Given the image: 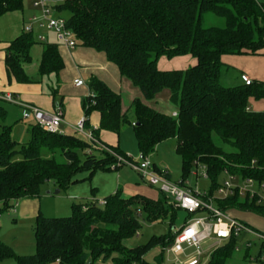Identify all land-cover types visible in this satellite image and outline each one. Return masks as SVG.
I'll return each mask as SVG.
<instances>
[{
    "label": "trees",
    "instance_id": "obj_1",
    "mask_svg": "<svg viewBox=\"0 0 264 264\" xmlns=\"http://www.w3.org/2000/svg\"><path fill=\"white\" fill-rule=\"evenodd\" d=\"M24 1L0 0V17L22 9ZM57 8L70 13L66 19L78 46L103 52L123 77L139 87L145 100L169 89L170 99L178 108L176 116L168 115L135 98L129 111L123 112L121 93L93 76L89 94L83 98L86 128L94 111L100 113L96 136L100 130L120 134L123 127L131 125L138 147L146 155L155 151L159 143L174 138L182 159L181 183L199 163L207 168L212 182L209 195L215 194L222 176L225 179L228 174L264 180V111L250 107L251 99L264 100V82L247 85L242 81L235 86L221 83L226 67L223 55L259 54L264 50V2L67 0ZM208 13L223 18L225 24L205 25L204 15ZM32 33L24 32L6 48L9 81L13 77L18 82L32 81L23 68V63L31 60L30 51L36 42ZM185 55H191L195 63L185 69L159 68L161 58ZM64 67L57 45L46 44L40 74H59ZM52 95L61 106L57 88ZM7 113L0 104V120L5 121ZM11 128L3 124L0 129V215L12 208L14 201L39 198L47 183L64 190L92 178L98 170L120 168H113L116 160L108 152H87L91 144L79 137L82 134L78 131L77 135L52 133L34 120L29 127L30 140L22 145L12 136ZM113 148L126 154L119 146ZM17 154L22 158L15 159ZM84 171L89 175L80 178L78 174ZM159 192L162 196L157 200L117 191L105 197L104 205L96 200L74 202L67 216L51 217L39 212L34 225L35 252L19 255L0 237V261L88 264L91 259L89 264H93L112 258L114 264H150L144 256L157 245L165 250L174 241V234L153 235L147 243L135 247L128 246L127 241L139 232L141 216L151 222L169 217L173 224L179 208L168 205V196ZM216 206L226 213L234 209L264 217V204L238 193L217 198ZM236 241L237 236H233L219 246L207 264H227L234 257ZM162 258L154 264H163Z\"/></svg>",
    "mask_w": 264,
    "mask_h": 264
},
{
    "label": "crops",
    "instance_id": "obj_2",
    "mask_svg": "<svg viewBox=\"0 0 264 264\" xmlns=\"http://www.w3.org/2000/svg\"><path fill=\"white\" fill-rule=\"evenodd\" d=\"M261 2H264V0ZM34 14H39V9L34 7L32 0H25L22 9L8 12L0 17V94L12 93L21 102L39 106L47 111H54L58 105L55 103L52 90L57 88L60 94L59 100L61 102V107L64 109L65 113L64 121L61 125V133L64 134H79L76 130V125L85 115L83 110V98L89 94L90 90L88 84L93 76L103 80L113 90L121 93L123 112L129 111L135 98L143 99L145 103L154 109L168 115H172L178 111L177 106L173 104L170 99L171 91L169 89H164L152 100H145L139 87L135 86L127 77H123L117 66L110 62L103 52L80 45L75 49H70L58 42L56 34L53 31L38 26L34 27L32 33L36 42L30 51L31 60L23 63L25 73L32 81L18 82L14 77L9 81L5 62L6 48L14 39L25 32V22ZM42 36L45 37L44 41L41 40ZM46 44H56L65 62V67L59 74L52 73L49 75H41L39 72ZM222 59L226 65V74L238 68V80L240 83H243L241 79L243 73L249 75L253 81L264 82V50L259 54H225ZM194 63L195 59L191 55H185L173 59L163 57L160 59L158 65L161 69H185ZM76 78H82L86 85L80 87L75 86L74 80ZM250 102L251 110L264 111V100L251 99ZM0 104L3 106L7 104L10 106L9 108L18 109L21 111L22 117V107L20 104L11 103L4 99H0ZM99 124L100 113L94 111L88 118L87 129L91 128L96 130L99 128ZM120 135L121 132L117 134L109 130H100L98 133V137L102 142L112 147L119 146L122 151H125L121 144ZM168 140L176 141L174 138ZM162 143H164V141L159 143L156 148ZM154 164L160 170L166 169L163 160L158 163L154 162ZM123 170L122 166L116 170H99L88 183L79 184L78 182V184L75 183L69 186L66 190L67 193L63 196L57 197V195H62L63 191L61 189L60 192L56 194L48 187L39 198L20 199L15 211L12 210V208L9 209L12 214L10 216L8 215V218L2 217L4 212L0 215L1 239L21 255L33 254L35 252V241H32V248L29 246L27 250L22 249V246L26 243L29 244L30 240L16 239L15 231H18L17 233L20 236V225H25L27 228L22 227L23 231H26L28 235L32 230L34 233V225L39 212L47 216L69 214V212L71 213V206L74 202L85 204L91 200L99 201L100 199L98 198L104 197L103 199H105V197L115 194L117 191H121L125 196L144 194L154 200L160 197L159 189L150 186L142 177L134 179V176L130 173L128 176L124 175ZM169 177L171 178V175H169ZM47 189L51 191L50 194L47 193ZM228 212L232 216L245 222V224L254 230L264 233V217L258 216L262 219L255 224L257 228L253 225L255 221H250L252 218L251 216L256 215L253 214V212L234 209ZM7 222L17 227L13 230L14 241H11L10 237H8L6 233H3V228L6 226ZM0 264L17 263L12 259H5L0 261ZM51 264L59 263L53 262Z\"/></svg>",
    "mask_w": 264,
    "mask_h": 264
},
{
    "label": "built area",
    "instance_id": "obj_3",
    "mask_svg": "<svg viewBox=\"0 0 264 264\" xmlns=\"http://www.w3.org/2000/svg\"><path fill=\"white\" fill-rule=\"evenodd\" d=\"M58 4L67 0H55ZM34 7L38 8L39 14L31 15L25 22V32H32L35 26L51 30L56 34L58 42L70 49L78 46V41L74 31L68 27L66 18L53 16L54 7L51 0H32ZM44 41L45 37L42 36ZM242 81L249 85L253 82L249 75L243 73ZM75 86H83L84 80L76 78ZM0 99L11 103H18L22 107V117L24 119H34L45 130L57 133L61 132V125L64 121V109L61 106L54 111H47L39 106L19 101L14 94H0ZM177 115V112L173 113ZM86 116L84 115L77 123L76 130L85 136L91 144L87 152L94 150L100 151L102 142L97 138L94 129H87L85 126ZM108 149L107 146H105ZM129 164L137 170L143 180L151 186H155L161 192L165 193L168 198L176 205L177 208L186 210L192 216L184 224L175 230L174 241L168 248L170 252L177 256L186 252L189 248H194L196 255L188 258L183 264H207L211 254L221 245L228 242L233 236H240L242 232L247 231L261 240L258 259L252 260L264 263V233L258 232L239 219L216 206L217 198H226L238 193L240 196L255 200L259 204H264V180H258L253 177L240 178L237 175L228 174L223 180L214 195H209L208 191L202 192L200 189H193L186 180L184 183L173 181L168 172L160 170L149 159L148 154L141 153L136 159L129 154L119 157L113 168ZM194 175L209 178L207 168L201 164L196 165ZM16 201H14L12 210H16ZM104 205L105 200L98 201ZM209 243L208 249H203L204 245ZM252 246L251 243L248 247ZM167 249V250H168ZM239 250V247H237ZM138 264V263H133Z\"/></svg>",
    "mask_w": 264,
    "mask_h": 264
},
{
    "label": "rangeland",
    "instance_id": "obj_4",
    "mask_svg": "<svg viewBox=\"0 0 264 264\" xmlns=\"http://www.w3.org/2000/svg\"><path fill=\"white\" fill-rule=\"evenodd\" d=\"M260 1H262V0H260ZM58 3L55 0H51L52 6H55ZM52 15L53 16H60L63 18H68L70 13L66 10H60L57 7H54ZM204 23L207 26H212V25L223 26L225 24V20L221 17H218V16H215L213 14L208 13V14L204 15ZM237 69L235 68L234 70H231L227 74L225 73V69H224L222 76H221V83L225 86L238 85L240 82L238 80L239 70H237ZM4 106L8 111V115H7V118L5 119V121L0 120V129L2 128L3 124L11 125L12 126V128H11L12 136L16 140H18L20 142V144H22V145L26 144L30 140L29 127H30L31 123H34V120L33 119H23L21 117V111H19L18 109L9 108L10 106L7 104ZM129 115H130V118L132 120H134L133 119V117H134L133 113L130 112ZM78 136L85 139V137L83 135L79 134ZM97 138L99 139L98 136H97ZM120 138H121L122 147L125 150L124 153L129 154L134 159H136V157H138L142 153L138 147V143H137V139H136V136L134 133V129L131 125H126L125 127H123V129L121 131ZM100 142H102V141L100 140ZM105 146H107L108 149H106ZM100 148H102V149H100V151L108 152L110 155H112L115 158L116 162L119 159V157L124 155V154L118 152L117 150H115L112 146H110L104 142H102ZM148 156H149V159L153 163L154 162L158 163L161 160H163L164 165L166 167V169H164V170L170 173L171 179L173 181H176V182L182 181V175H183L182 174V159H181V156L176 152V141H174V140L164 141V143L159 145L156 148V150L153 151L152 153L148 154ZM21 158H22V156L20 154H17L15 156V159H21ZM122 167L124 169L123 170L124 175L128 176L130 173L132 176H134V179H136V178L138 179L139 177L141 178L140 173L137 170L133 169V167L130 166L129 164H125ZM192 171H196V167H194L192 169ZM88 175H89L88 171H84V172L78 174V176L80 178H85ZM223 177L224 176H222L220 183L223 182V179H224ZM89 180H92V179L90 178V179H86L85 181H80L79 184L88 183ZM187 181L189 182V185L193 189L198 188L202 192L210 191V189L212 187V182L209 178H205V177L197 178L194 175V173H192V172L188 176ZM141 183L144 184L143 182H141ZM54 186L55 185L52 182L47 183L43 187V190H45L46 188L49 187L51 191L55 192L56 189H58V188L54 187ZM48 190L49 189H47L46 191H48ZM66 190L67 189L62 190L63 191L62 195H57V197L65 195L67 193ZM262 193L264 195V191ZM160 196H162L161 193H160ZM103 198L104 197L98 198V199H100L99 202L104 200ZM167 203H168V205H172V206H174V208H177L176 205L170 200V198L167 199ZM11 214H12V212H10L8 210V211L4 212L3 215L2 214L1 215L3 218H8L7 216L8 215L10 216ZM69 214H70V212H69ZM69 214L67 213L65 215H59V217L67 216ZM253 214H256L257 216L256 215L251 216L252 218L250 219V221H255L253 224V225H255L257 223V221H259L262 218L258 217L260 215H258L257 213L253 212ZM48 216L58 217L57 215H48ZM190 217H191V215L186 210L181 209V208L177 209L175 220L173 221V224H171L169 217L164 218L161 221L151 222V221L144 219V217L141 216L139 219L140 223H141V228H140L139 232L134 237L130 238L127 241V244L130 247H135V246L147 243L153 235L168 236L170 233L174 234V231L179 229L184 224L185 220H188ZM250 223H252V222H250ZM251 226H252V224H251ZM22 227L27 228L25 225H20V228H21L19 231L20 236L17 233L18 231H15V235L17 237L16 239L30 240L29 244L26 243L22 246V249L27 250V248H29V246H30V248H32V241L33 242L35 241V235L33 233V230H32V232H29V235H28V233L26 231L22 230ZM255 227H257V226L255 225ZM14 228H17V227H14V225L9 224V222H7L6 226H4V228H3V233H6V235L8 237H10L11 241H14V239H15L14 238V231H13V230H15ZM249 243H251L252 246L248 247ZM171 244L167 245L165 247V250L160 245L155 246L153 249H151L144 256L143 259L147 263L154 264L157 260H161V258H162L161 256L163 255V258H162L163 264H183L184 261H186L188 258L196 255V253H197V251L194 248H189L186 250L185 253L177 256L176 254L169 251L168 248L171 246ZM208 246H209V243H206L204 245L203 249H205V250L208 249ZM236 246L239 247V250L236 247L234 257L231 260H229V262L227 264H264V263H261L260 261L252 260V258H255L257 256V254L259 253L260 246H261V240L256 238L253 234H251L247 231L242 232V234L237 237ZM33 251H34V249H33ZM247 252L249 253V255L246 256ZM17 254H19V253H17ZM245 256H246V258H245ZM12 260H14L16 262L15 259H12ZM93 264H114V261L112 258H109L107 260H97Z\"/></svg>",
    "mask_w": 264,
    "mask_h": 264
},
{
    "label": "water",
    "instance_id": "obj_5",
    "mask_svg": "<svg viewBox=\"0 0 264 264\" xmlns=\"http://www.w3.org/2000/svg\"><path fill=\"white\" fill-rule=\"evenodd\" d=\"M59 192H60V189H59V188H58V189H56L55 193L57 194V193H59ZM47 193H48V194H50V193H51V191H50V190H48V191H47ZM87 262H88V264H89V263L91 262V259H88V261H87Z\"/></svg>",
    "mask_w": 264,
    "mask_h": 264
}]
</instances>
